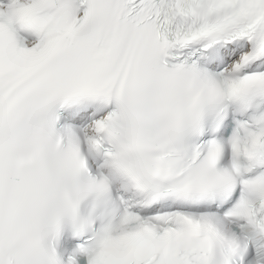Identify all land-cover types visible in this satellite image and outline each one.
<instances>
[{"label": "snow or ice", "instance_id": "obj_1", "mask_svg": "<svg viewBox=\"0 0 264 264\" xmlns=\"http://www.w3.org/2000/svg\"><path fill=\"white\" fill-rule=\"evenodd\" d=\"M0 264H264V0H0Z\"/></svg>", "mask_w": 264, "mask_h": 264}]
</instances>
